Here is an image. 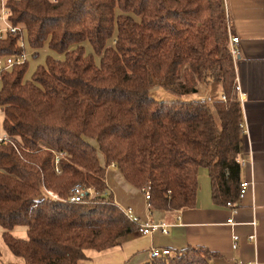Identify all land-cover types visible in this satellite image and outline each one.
<instances>
[{"label":"trees","instance_id":"1","mask_svg":"<svg viewBox=\"0 0 264 264\" xmlns=\"http://www.w3.org/2000/svg\"><path fill=\"white\" fill-rule=\"evenodd\" d=\"M6 7L31 57L50 52L28 80L25 63L0 83L8 140L0 143V228L22 264H83L88 251L112 250L137 233L106 186L111 165L131 186L150 185L152 210L192 208L201 168L215 204L237 201L242 129L222 0H6ZM21 38L0 39V57L23 52ZM172 81L178 94L219 83L225 101L149 97L153 82ZM76 185L94 198L71 203ZM16 227L25 239L10 233ZM215 256L187 247L144 264H209Z\"/></svg>","mask_w":264,"mask_h":264},{"label":"crops","instance_id":"2","mask_svg":"<svg viewBox=\"0 0 264 264\" xmlns=\"http://www.w3.org/2000/svg\"><path fill=\"white\" fill-rule=\"evenodd\" d=\"M222 3L229 29L239 38V55L233 65L238 99L240 93L245 99L239 100L242 136L237 162L244 161L239 178L240 182H249L250 188L243 199L236 201L237 211L232 216L229 207L214 203L207 170L201 168L195 205L178 212H164L148 209L140 190L128 184L120 171L110 168L105 183L120 210L131 209L141 223L169 225L168 234H129L119 247L86 253L88 259L83 264H144L151 259V249H166L174 254L187 247L215 253L209 264H264V0H222ZM212 88L219 94L211 99L218 100L221 84H213ZM198 93L196 89L194 94ZM190 97L187 101L198 100ZM0 114L2 134L1 109ZM230 217L234 225L227 223ZM0 231L2 238L1 228ZM14 233L15 238L23 239L24 235L26 238L23 227H16ZM234 235L238 237L235 250Z\"/></svg>","mask_w":264,"mask_h":264},{"label":"built area","instance_id":"3","mask_svg":"<svg viewBox=\"0 0 264 264\" xmlns=\"http://www.w3.org/2000/svg\"><path fill=\"white\" fill-rule=\"evenodd\" d=\"M11 12L10 10L6 7V0H0V39H4L8 37L9 35H17L21 34L22 38L19 43V49H23V52L21 53H16L13 55L9 56H4L0 57V83L2 79V75L4 73H11L14 67H21L25 63H28V60L31 58L32 54L27 52V49L29 51V48L27 47L26 41H25V31L22 30L19 27L12 26L10 23V18ZM224 16L226 20V26H227V33H228V46H229V55L231 57L232 63L236 61L239 52H238V44H239V38L234 36L228 26L227 22V14L224 11ZM34 52V51H33ZM236 90L239 91L238 85L236 86ZM220 99L222 101H225L224 96H221ZM245 97L241 93L239 94V100L240 102L244 101ZM205 101V100H201ZM206 103L211 104L213 100L211 98H207ZM242 127V126H241ZM7 138L3 135L0 134V143H6ZM58 163V158H55V165ZM239 166L244 165V161H238ZM114 166L111 165V168ZM57 171V169H56ZM251 184L249 182H240L239 185V193H238V198L237 201H240L243 199L244 195L246 194L247 190L250 188ZM140 193L146 203V207L150 209V200H151V188L150 185H144L140 189ZM47 195L52 199V200H58L57 196L53 195L50 192H47ZM88 197L89 199H93L95 196V192L92 188H84L81 185H76L72 190H71V197L69 201L71 203H78L83 200L84 197ZM237 202L235 203H227L226 206L231 209L232 216L236 213L237 211ZM123 215L133 224L138 225V230L137 233L142 236H152L155 233H160L162 235L168 234V229L169 225H166L164 223H154L150 221H146L144 223H141L136 215L132 212L131 209H124L121 210ZM227 223L229 225H234L232 217L228 219ZM254 225V223H253ZM249 239L252 241L254 240V237L251 236ZM233 240V245L232 248L235 250L237 248V241L238 237L234 235L232 237ZM150 255L153 258H160V257H167L171 256L172 253L169 250L163 249H151L150 250ZM242 264V263H241ZM247 264H255V263H247Z\"/></svg>","mask_w":264,"mask_h":264},{"label":"rangeland","instance_id":"4","mask_svg":"<svg viewBox=\"0 0 264 264\" xmlns=\"http://www.w3.org/2000/svg\"><path fill=\"white\" fill-rule=\"evenodd\" d=\"M111 43L109 42L108 45H110ZM86 54H92V50L91 47L89 46L88 43H84L83 44ZM28 47V45H27ZM229 47V46H228ZM29 48V47H28ZM27 52L29 53H35L33 52L30 48L29 51L27 49ZM31 53V54H32ZM38 57L36 59H33L32 57L28 60V68H27V73L24 77V79L28 80L31 75L34 73V71L36 70V68L39 65H43L45 57L50 54V52H48L47 47H44V49L40 50L37 52ZM55 58H59L62 59V57H59L58 55L54 56ZM96 62L98 63L99 59L95 58ZM213 84L215 85V82H211L209 81V83L207 82H199L197 84L196 89L199 90L198 94H194V91L188 94H178L177 93V85L178 83L176 81H172V82H165L163 84H159L157 82H153V87L149 92V97L156 100V101H162V102H172V101H177V100H181V101H187L190 100L188 97L191 96L190 98H196L198 100H205L207 98H216L219 94V91L216 89H213ZM203 88V90H202ZM1 116V114H0ZM8 142V140H7ZM6 142V143H7ZM15 229L11 230L10 233L12 235H16ZM25 238V235L23 237V239ZM0 252H1V257H0V264H16L22 263V259L15 257L14 255H12L10 253V251L7 249V247L5 246V244L2 241L1 238V231H0ZM88 254L93 253V251H88ZM87 254V255H88Z\"/></svg>","mask_w":264,"mask_h":264}]
</instances>
